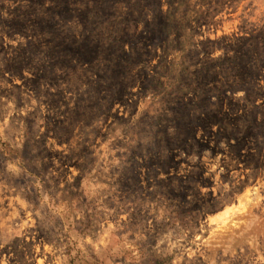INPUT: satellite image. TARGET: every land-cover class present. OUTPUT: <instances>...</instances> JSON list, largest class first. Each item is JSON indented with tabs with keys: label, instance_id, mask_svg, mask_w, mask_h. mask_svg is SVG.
<instances>
[{
	"label": "clouds",
	"instance_id": "1",
	"mask_svg": "<svg viewBox=\"0 0 264 264\" xmlns=\"http://www.w3.org/2000/svg\"><path fill=\"white\" fill-rule=\"evenodd\" d=\"M0 264H264V0H0Z\"/></svg>",
	"mask_w": 264,
	"mask_h": 264
}]
</instances>
